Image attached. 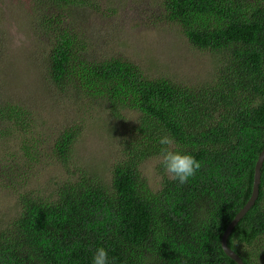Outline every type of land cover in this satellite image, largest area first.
<instances>
[{
	"label": "trees",
	"instance_id": "obj_1",
	"mask_svg": "<svg viewBox=\"0 0 264 264\" xmlns=\"http://www.w3.org/2000/svg\"><path fill=\"white\" fill-rule=\"evenodd\" d=\"M54 1L66 10L81 0ZM164 6L191 45L221 56L213 83L193 88L148 77L121 59L88 61L68 21H47L48 78L57 91L74 90L90 105L99 101L113 118L134 111L138 120L109 183L77 166L73 181L21 196L19 218L0 234V264H92L98 247L108 250L109 264H236L221 239L251 197L264 147V0H165ZM35 119L34 111L9 100L0 108V140L11 133L6 122L23 140L24 158L12 151L19 179L46 156L67 168L79 140L81 129L73 126L46 153L32 132ZM164 135L201 168L184 184L165 173L153 190L141 164L159 159ZM228 245L244 264H264V166L259 198Z\"/></svg>",
	"mask_w": 264,
	"mask_h": 264
},
{
	"label": "rangeland",
	"instance_id": "obj_2",
	"mask_svg": "<svg viewBox=\"0 0 264 264\" xmlns=\"http://www.w3.org/2000/svg\"><path fill=\"white\" fill-rule=\"evenodd\" d=\"M164 2L81 0L63 10L54 0H0V108L9 100L34 111L32 132L40 135L35 140L41 137L46 153L63 131L73 126L81 129L67 168L46 156L44 164L31 163L25 170L27 177L19 179L22 174L12 172L16 166L12 151L23 157L19 152L23 140L12 136L10 123L2 124L11 133L0 140V234L19 218L22 195L33 190L45 194L44 188L53 191L58 183L73 181L76 176L71 170L77 166L109 183L122 159V143L132 136L130 128L138 120L134 111H124L122 120L113 118L99 101L90 105L74 90L67 95L57 91L48 78L51 45L44 31L48 20L57 17L70 23L85 44L80 55L88 61L121 59L136 64L148 77L193 88L214 82L221 56L191 45L181 25L167 19ZM159 163L151 158L141 164L153 190L161 188L165 176Z\"/></svg>",
	"mask_w": 264,
	"mask_h": 264
},
{
	"label": "clouds",
	"instance_id": "obj_3",
	"mask_svg": "<svg viewBox=\"0 0 264 264\" xmlns=\"http://www.w3.org/2000/svg\"><path fill=\"white\" fill-rule=\"evenodd\" d=\"M159 144L162 146L159 160L171 180L184 184L201 168V163L193 155L173 148L175 140L170 135L160 137ZM92 264H109L108 250L104 247L96 248Z\"/></svg>",
	"mask_w": 264,
	"mask_h": 264
},
{
	"label": "water",
	"instance_id": "obj_4",
	"mask_svg": "<svg viewBox=\"0 0 264 264\" xmlns=\"http://www.w3.org/2000/svg\"><path fill=\"white\" fill-rule=\"evenodd\" d=\"M263 166H264V147H263L262 152L259 155V158H258L256 166H255L254 182H253L251 197L249 198V200L245 204V206L239 211V213L235 216V218L228 225V227L225 230V232L223 233V236L221 239V245H222V248H223L225 254L229 258L234 260L236 262V264H244V261L234 250H232L229 247L228 239H229L230 235L232 234L233 230L235 229V227L244 218V216L251 210V208L256 204V202L259 198Z\"/></svg>",
	"mask_w": 264,
	"mask_h": 264
}]
</instances>
